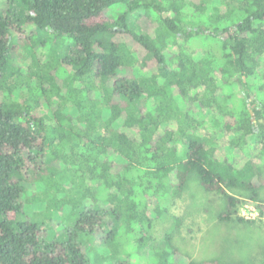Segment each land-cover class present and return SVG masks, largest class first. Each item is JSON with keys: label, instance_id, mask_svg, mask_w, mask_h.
<instances>
[{"label": "trees", "instance_id": "trees-1", "mask_svg": "<svg viewBox=\"0 0 264 264\" xmlns=\"http://www.w3.org/2000/svg\"><path fill=\"white\" fill-rule=\"evenodd\" d=\"M8 6L0 11V264H135L119 235L126 229L147 247L163 201L180 197L191 176L224 198L220 222L262 220L240 216L238 196L260 203L264 188V0ZM135 14L149 20L133 23ZM51 43L65 52L44 63L36 48ZM17 47L30 51L27 67L11 66ZM68 175L83 182L60 198ZM46 187L57 188L56 208L71 204L65 234L47 236L31 212ZM179 225L151 247L147 264H182Z\"/></svg>", "mask_w": 264, "mask_h": 264}, {"label": "rangeland", "instance_id": "rangeland-1", "mask_svg": "<svg viewBox=\"0 0 264 264\" xmlns=\"http://www.w3.org/2000/svg\"><path fill=\"white\" fill-rule=\"evenodd\" d=\"M8 3L9 0H0V11L7 9L9 7ZM13 8L16 19L19 20L18 22H23V8L16 2H13ZM122 9L123 7L119 6L112 8L109 12L110 20L119 15ZM138 20L139 14L131 17L133 23L134 21L138 23ZM147 20L149 19L142 16L139 23L141 24V21H146L147 23ZM33 29L34 27L32 26H25L26 35H30ZM44 39H47L46 35ZM64 52L65 50L57 43L36 48V53H38L44 63L48 60L56 59ZM29 55L30 51L28 49L17 47L13 53L11 66L12 64L19 63L20 66L27 67L26 60L30 63L28 59ZM66 55L73 57L75 55L74 48L70 52L67 51ZM10 70L11 67L8 68L7 72L9 73ZM56 72L59 78H67L68 68L64 66ZM15 80L16 76H12L11 82L13 83ZM96 95L94 93L93 96ZM18 97H21V95ZM141 103L145 105L146 99H143ZM103 131L104 129L100 125V132L103 133ZM210 140L212 142L211 145L215 143L212 138ZM59 166L66 173H69L68 168L63 166L62 163H59ZM73 179V175H68L66 181L62 182L63 179L59 180V184L62 183V194H59L60 198L64 196L63 193L67 194L68 198L76 195V188L83 181L82 179H77L75 185ZM56 189L54 187H46V192L43 188L45 192L40 191L38 194L41 199L43 196H47L31 205V212L39 213L42 216L44 221L42 228L45 230L47 236L49 234L51 236H57L61 233L65 234L66 228L71 226L69 220L71 215V206L69 205L71 204L60 209L55 207V202L50 201L56 197ZM100 195L102 199L106 197V192L103 188L100 191ZM238 198L241 200L238 207V214L240 216L248 220H256L261 217L262 220L250 226L234 222H220L218 216L225 208L224 198L218 194L206 192L198 179L191 176L180 197L169 196L167 201H163L162 207L166 212L152 232V240L148 242L149 245L147 247L142 249L138 247L132 239L133 235L127 232L126 229L119 235L118 244L124 252L131 255L133 263L147 264L151 247L155 243L161 244L165 234L175 228L176 222L179 220L180 225L175 238L181 242V245L185 249L184 257L181 259L182 264H187L192 260L204 261L210 259H219L221 262L229 264H260L262 253L264 252V215L260 214L259 206H264V188L260 190L261 204L250 200L248 195H241ZM101 252L104 253L103 251Z\"/></svg>", "mask_w": 264, "mask_h": 264}, {"label": "water", "instance_id": "water-1", "mask_svg": "<svg viewBox=\"0 0 264 264\" xmlns=\"http://www.w3.org/2000/svg\"><path fill=\"white\" fill-rule=\"evenodd\" d=\"M255 121V120H254Z\"/></svg>", "mask_w": 264, "mask_h": 264}]
</instances>
